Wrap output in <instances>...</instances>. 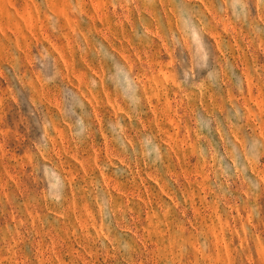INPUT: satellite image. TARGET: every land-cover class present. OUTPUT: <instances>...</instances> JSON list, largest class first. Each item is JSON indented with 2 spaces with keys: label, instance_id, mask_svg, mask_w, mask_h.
Here are the masks:
<instances>
[{
  "label": "rangeland",
  "instance_id": "obj_1",
  "mask_svg": "<svg viewBox=\"0 0 264 264\" xmlns=\"http://www.w3.org/2000/svg\"><path fill=\"white\" fill-rule=\"evenodd\" d=\"M0 264H264V0H0Z\"/></svg>",
  "mask_w": 264,
  "mask_h": 264
}]
</instances>
